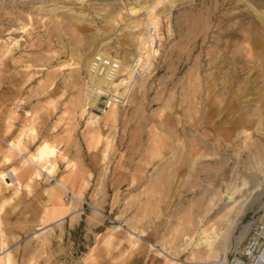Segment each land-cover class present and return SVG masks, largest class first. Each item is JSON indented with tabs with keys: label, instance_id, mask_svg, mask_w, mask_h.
Returning a JSON list of instances; mask_svg holds the SVG:
<instances>
[{
	"label": "rangeland",
	"instance_id": "374dc122",
	"mask_svg": "<svg viewBox=\"0 0 264 264\" xmlns=\"http://www.w3.org/2000/svg\"><path fill=\"white\" fill-rule=\"evenodd\" d=\"M136 1L0 0V172L24 163L7 146L19 138L24 156L47 142L55 165L18 192L0 183L9 264H251L264 244L243 230L264 219V0H184L159 17L128 104L93 127L83 63L105 44L130 65L147 17ZM234 186L257 188L225 213ZM53 195L73 213L51 224ZM204 228L220 233L215 252L195 246Z\"/></svg>",
	"mask_w": 264,
	"mask_h": 264
},
{
	"label": "bare ground",
	"instance_id": "6f19581e",
	"mask_svg": "<svg viewBox=\"0 0 264 264\" xmlns=\"http://www.w3.org/2000/svg\"><path fill=\"white\" fill-rule=\"evenodd\" d=\"M142 1L144 2L143 4H141ZM155 2H156V5H154ZM183 2H184V0H141L140 2L136 1L134 3V6L131 7V11L128 9L130 14L137 15L140 12L139 10H141L145 13V15L147 17H145L146 22L143 23L144 32L142 31L141 34L137 36L138 47L136 48V52L134 53V57H132V59L130 58L131 59L130 65L128 64V62H124V61L118 59V61L120 63V67H119V70H118L115 78L111 82H106L102 78H96L95 79V86L98 88H101V86H106L109 88L111 86L117 87V86L124 85V84L126 85L128 83V81H130L133 78L135 66L137 64H139L143 59H145V61L142 64H147V66H149L151 63L150 59H153V57H155L157 55L158 48H159V45H158V43H159V36L158 35L159 34L155 33L157 30V24H158L159 17L169 18L170 14L172 13V10L178 4H181ZM138 7H140V8L138 9ZM258 18H259V20L264 22V16H262L261 13L258 15ZM170 30L171 29L169 26L168 31H170ZM108 40H106V41H108ZM103 45H105V44H102V46L97 48L94 51V53H92V55L90 57L85 59L83 65H84V69H85L86 73L89 70V66H90L91 60H92L94 55L100 54V55H104V56H109V54L102 51ZM96 98H97V96H95L93 101H96ZM77 105H79V104H77ZM84 112H85V109H84ZM80 116H81V114H80ZM83 116H84V114H83ZM87 116H88V120L91 122L92 126L97 127L100 124L101 120H104V123L109 122V121H115L117 118V107H115V106L111 107L109 110H107L105 112V114L103 116L92 115L89 113L87 114ZM259 122H261V120ZM201 142H202L201 145L205 144L204 143L205 141H201ZM262 145H264V140H262ZM7 146L9 147L10 150L19 154V156L23 157L24 163H22V165L19 168L12 167L8 171L0 172V183L2 185H5V188L9 189L10 187H15V190H16L15 192H18L21 190L23 184L30 183L35 178H37V179L40 178V176L43 173L46 174L49 178L53 177L54 169H55V165L52 162V157L54 156V148L52 146H50L47 142L40 145L37 152L34 154H31V156H24L23 155V152L21 149V146H22V139L21 138L17 139L16 141H12V142L8 143ZM191 150H192V160L195 162L200 156L201 148L198 146V144H192ZM7 153H8V155L6 154L7 156H5V161L9 162L11 152L7 151ZM262 164H264V163H262ZM261 170H262V172H264V169H261ZM201 172L202 171H198V168L196 167L192 174H194L195 176L198 177V174ZM56 184L60 187V189L62 188V190H68L65 187V185L57 179H56ZM231 187L233 188V186H231ZM256 188H257L256 186H254V187L252 186L250 188L251 192L249 191L250 192L249 194L247 192L240 193V191H239L240 188L238 186H236L231 192L228 190L230 193H228L225 196H222L223 198L220 199V200L223 199V201H224L225 206L224 205L223 206L225 209L224 210L225 213L226 212L229 213V211L235 205H237L240 202H242V206H243V204H245V202L248 201L250 195H252V193L254 192V190H256ZM228 189H229V187H228ZM72 195L75 198L80 199V195L78 196V194L73 193V192H72ZM53 201L57 203L56 207L54 209H52V211L49 209L46 210V214L51 213V215H52L53 220H52V222H50L51 224L53 222L61 221L64 219L65 215H71L73 213V212H71V210H72L71 205L72 204L65 203V200L58 197L57 195H53ZM65 212H66V214H65ZM225 213H223L222 215H224ZM240 215H241V211L234 217V219L233 218L232 219L231 218L225 219L223 226H225V227L227 226L229 229V227L231 225H234L236 223V221H237L236 218H238V216H240ZM50 223H47L45 226L50 225ZM251 225H253L255 227V229L259 230V232H261V235H264V219H260L254 223L252 222L251 224L246 225L243 229L244 233L246 230H248L251 227ZM112 229L114 232H116L119 230L121 231L122 228L119 226H115ZM127 232L129 233L130 236L134 237L135 239H137V237L139 236V235H137V233L135 231H133L131 229H127ZM200 235H202V236H201V238H199V241H197L195 246L199 247V246L204 245V248H205L204 251L215 252L212 250L215 249V245H216L215 243H216V241L218 242L217 236L220 235V233L219 234L216 233L215 235L209 236L206 232V228H204L201 231ZM6 244L7 243L4 240L1 241V243H0V264H9L11 261L10 253L6 251ZM151 246L154 247L155 245H151ZM256 252L258 254L256 253L257 256L251 264H264V244H262L256 250ZM163 253L166 254V257L172 258L171 260H173V257L171 255L167 254L166 251H163ZM4 256H6L5 260H3ZM191 263H193V262H191ZM200 263H202V262H200ZM205 263H207V262H205ZM219 264H224V263L220 262Z\"/></svg>",
	"mask_w": 264,
	"mask_h": 264
},
{
	"label": "built area",
	"instance_id": "2783aa9c",
	"mask_svg": "<svg viewBox=\"0 0 264 264\" xmlns=\"http://www.w3.org/2000/svg\"><path fill=\"white\" fill-rule=\"evenodd\" d=\"M142 63L135 66L133 78L126 85L98 88L95 86V79L102 78L106 82H111L119 70L120 63L110 55H94L85 76V111L92 115L103 116L113 106L125 107L129 101L132 80L140 79L149 67ZM95 96H97L96 101H93Z\"/></svg>",
	"mask_w": 264,
	"mask_h": 264
}]
</instances>
